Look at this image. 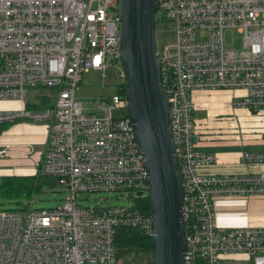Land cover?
Returning a JSON list of instances; mask_svg holds the SVG:
<instances>
[{
	"label": "built area",
	"instance_id": "2783aa9c",
	"mask_svg": "<svg viewBox=\"0 0 264 264\" xmlns=\"http://www.w3.org/2000/svg\"><path fill=\"white\" fill-rule=\"evenodd\" d=\"M157 4L156 17L175 25L172 49L164 46L156 55L183 190V264H236L232 256L264 264V226L220 228L214 207L216 197L264 196V172L197 171L216 158L194 149L192 98L196 90L238 91L235 107L264 110V0ZM120 17V0H0V101L24 103L0 111V122L45 125L46 151L35 172L51 176L66 191L54 208L27 203L0 209V264H117L118 226L153 235L151 209L144 212L134 201L132 206L78 201L80 192L128 190L148 196L125 94L103 96L89 112L75 97L90 68L104 75L112 68L119 86L124 82ZM38 85L57 88L54 104L28 109V91ZM12 147L0 144V157ZM23 147L24 154L34 152L32 144ZM242 160L264 162V150H245Z\"/></svg>",
	"mask_w": 264,
	"mask_h": 264
},
{
	"label": "water",
	"instance_id": "95a60500",
	"mask_svg": "<svg viewBox=\"0 0 264 264\" xmlns=\"http://www.w3.org/2000/svg\"><path fill=\"white\" fill-rule=\"evenodd\" d=\"M157 10V0H120L121 65L128 115L147 171L153 264H183V190L156 55Z\"/></svg>",
	"mask_w": 264,
	"mask_h": 264
},
{
	"label": "crops",
	"instance_id": "0c3cea01",
	"mask_svg": "<svg viewBox=\"0 0 264 264\" xmlns=\"http://www.w3.org/2000/svg\"><path fill=\"white\" fill-rule=\"evenodd\" d=\"M194 96V117L198 110L224 115L219 130H213L208 122L194 119L195 133L198 136L194 149L199 152H211L216 160L200 165V173H240L264 172V162L242 160L245 150H264V110L256 112L235 107L233 97L238 91L197 90ZM209 91V92H208ZM207 95H204V94ZM212 97L208 98V95ZM209 99V100H208ZM21 107L15 101H0V111ZM47 130L42 123L19 121L3 130L0 144H11V152L0 157V176L9 174H33L35 162L46 151ZM23 144H32V154L23 153ZM216 224L220 228L243 226H264V196L238 197L226 196L214 199Z\"/></svg>",
	"mask_w": 264,
	"mask_h": 264
},
{
	"label": "rangeland",
	"instance_id": "374dc122",
	"mask_svg": "<svg viewBox=\"0 0 264 264\" xmlns=\"http://www.w3.org/2000/svg\"><path fill=\"white\" fill-rule=\"evenodd\" d=\"M155 42L156 51L160 54L164 46H168L172 49L175 43V25L170 20H161L156 24L155 29ZM237 45H239V39H237ZM104 71L101 69H93L85 71L82 74L81 81L78 88L75 91V97L81 101L83 105V111H95L96 106L100 102V98L103 96H109L117 93L120 77L114 78V71L109 68L104 75ZM31 88L28 91V98L31 95ZM209 92V91H208ZM199 93L197 90L192 92V98ZM201 94V93H199ZM204 95H207L206 93ZM212 97L210 94L208 98ZM209 100V99H208ZM22 108L23 101H17ZM198 116L201 121L208 122L213 130H219V125L224 118V115L215 116L214 113L210 114L208 111L198 110ZM194 117V119H196ZM17 122V121H16ZM14 123H8L6 128H9ZM5 128V129H6ZM66 191L60 183H56L54 186L45 185L40 191L32 193L31 196H14V197H2L0 196V209H15L20 208L23 204H29L31 208H54L62 203ZM130 195H135L134 192L128 190L117 191H95L90 193L80 192L78 194V201L83 206H94L96 204L103 205H124L132 206L133 200ZM232 259L236 260V264L250 263V259L243 256H232ZM221 264H226L225 261H221Z\"/></svg>",
	"mask_w": 264,
	"mask_h": 264
},
{
	"label": "trees",
	"instance_id": "16d2710c",
	"mask_svg": "<svg viewBox=\"0 0 264 264\" xmlns=\"http://www.w3.org/2000/svg\"><path fill=\"white\" fill-rule=\"evenodd\" d=\"M161 20L163 19L157 18V22ZM31 90V95L25 100L26 108L39 110L54 104L56 87L38 85ZM118 91L125 94L124 82L118 87ZM14 122H0V134L8 123ZM55 184L54 178L40 171L25 175H2L0 176V196H31L32 193L40 191L43 186ZM130 197L142 211H150L148 196L135 192V195ZM115 246L117 264H153L152 237L139 228L118 226L115 231Z\"/></svg>",
	"mask_w": 264,
	"mask_h": 264
}]
</instances>
